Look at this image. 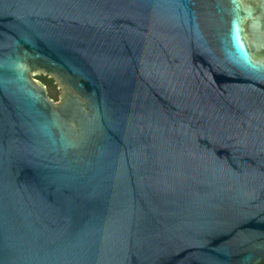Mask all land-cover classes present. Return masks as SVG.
<instances>
[{
    "label": "water",
    "instance_id": "95a60500",
    "mask_svg": "<svg viewBox=\"0 0 264 264\" xmlns=\"http://www.w3.org/2000/svg\"><path fill=\"white\" fill-rule=\"evenodd\" d=\"M0 264H264V0H0Z\"/></svg>",
    "mask_w": 264,
    "mask_h": 264
},
{
    "label": "trees",
    "instance_id": "16d2710c",
    "mask_svg": "<svg viewBox=\"0 0 264 264\" xmlns=\"http://www.w3.org/2000/svg\"><path fill=\"white\" fill-rule=\"evenodd\" d=\"M37 79L41 82H43L49 91V95L52 99L58 101L60 92L57 90V85L55 84V81L49 77H45L43 75L38 76Z\"/></svg>",
    "mask_w": 264,
    "mask_h": 264
},
{
    "label": "rangeland",
    "instance_id": "374dc122",
    "mask_svg": "<svg viewBox=\"0 0 264 264\" xmlns=\"http://www.w3.org/2000/svg\"><path fill=\"white\" fill-rule=\"evenodd\" d=\"M57 90L60 92V90L58 89V87H57ZM59 99H60V96H59ZM59 99H58V101H59ZM56 101V100H55ZM58 101H56V102H58Z\"/></svg>",
    "mask_w": 264,
    "mask_h": 264
}]
</instances>
